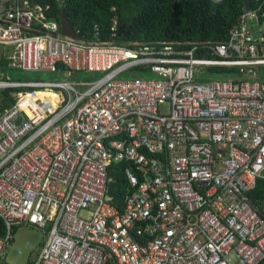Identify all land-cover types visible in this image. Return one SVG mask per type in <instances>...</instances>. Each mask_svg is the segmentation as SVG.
<instances>
[{"label":"built area","instance_id":"1","mask_svg":"<svg viewBox=\"0 0 264 264\" xmlns=\"http://www.w3.org/2000/svg\"><path fill=\"white\" fill-rule=\"evenodd\" d=\"M259 8L224 42L131 48L63 35L42 7L0 0L7 67L103 75L0 79V101L27 88L0 110V264L22 226L41 235L28 264H264V204L248 195L264 180ZM201 67L245 72L201 80ZM41 90L54 100H36ZM113 164L127 185L120 206Z\"/></svg>","mask_w":264,"mask_h":264},{"label":"trees","instance_id":"2","mask_svg":"<svg viewBox=\"0 0 264 264\" xmlns=\"http://www.w3.org/2000/svg\"><path fill=\"white\" fill-rule=\"evenodd\" d=\"M248 2L252 9L260 7L259 22L263 24L264 0ZM29 3L42 7L49 21L59 22L60 16L65 14L75 30L87 40L95 38L96 32H99L102 40H114L131 48L166 42L189 49L194 43L224 42L228 39L229 29L246 12L244 0H61V4L57 0H29ZM115 23L118 29L117 34L113 35ZM125 34L128 36L125 37ZM196 56L216 59L205 50H200ZM7 64V59L0 58L1 73ZM244 72L242 68L209 67L202 70L200 79L210 80L214 77L224 80L223 77L227 76L241 77ZM13 91H27V88L3 90L0 110L15 102L11 95ZM37 93H43L41 101L55 98L50 91ZM122 169L121 164H113L109 170L112 178L109 192L117 206H120L127 186ZM248 195L253 203L264 204V180H259ZM5 234V223L0 217V238Z\"/></svg>","mask_w":264,"mask_h":264},{"label":"water","instance_id":"3","mask_svg":"<svg viewBox=\"0 0 264 264\" xmlns=\"http://www.w3.org/2000/svg\"><path fill=\"white\" fill-rule=\"evenodd\" d=\"M245 10H251V4L248 0H244ZM61 32L63 35H67L74 38L85 39L82 37L72 26L68 17L62 14L59 19ZM121 30V27H120ZM128 35L125 34V37ZM22 117L17 119V123H20ZM41 242V235L37 230L26 226L19 227L14 235V242L10 253L7 255V264H28V260L33 251H35Z\"/></svg>","mask_w":264,"mask_h":264},{"label":"rangeland","instance_id":"4","mask_svg":"<svg viewBox=\"0 0 264 264\" xmlns=\"http://www.w3.org/2000/svg\"><path fill=\"white\" fill-rule=\"evenodd\" d=\"M264 30V23L260 26L254 27L253 31H257L258 29ZM118 29V27H117ZM114 30V29H113ZM204 67H201V70H204ZM2 70V69H0ZM0 79H11V80H21V81H29V80H42V81H54V80H62L67 79L69 81H97L103 75L95 74V75H85L83 73H74L71 74L69 72H65L62 70L58 71H24L17 68L5 67V71L0 73ZM11 251V249H10ZM9 251V252H10Z\"/></svg>","mask_w":264,"mask_h":264},{"label":"bare ground","instance_id":"5","mask_svg":"<svg viewBox=\"0 0 264 264\" xmlns=\"http://www.w3.org/2000/svg\"><path fill=\"white\" fill-rule=\"evenodd\" d=\"M43 93H44V92H43ZM43 93H37L35 99H36V100H40L41 97H42V95H43ZM45 94H48V93H45Z\"/></svg>","mask_w":264,"mask_h":264},{"label":"crops","instance_id":"6","mask_svg":"<svg viewBox=\"0 0 264 264\" xmlns=\"http://www.w3.org/2000/svg\"><path fill=\"white\" fill-rule=\"evenodd\" d=\"M260 25H261V24H260V22H259V25H257V26H260ZM257 26H256V27H257ZM256 32H258V33L261 34V33H264V30H262V29L259 28Z\"/></svg>","mask_w":264,"mask_h":264},{"label":"flooded vegetation","instance_id":"7","mask_svg":"<svg viewBox=\"0 0 264 264\" xmlns=\"http://www.w3.org/2000/svg\"><path fill=\"white\" fill-rule=\"evenodd\" d=\"M39 248V247H38ZM38 248L35 250V251H33L32 253H31V255H30V257H33L35 254H37V252H38ZM10 253V252H9Z\"/></svg>","mask_w":264,"mask_h":264}]
</instances>
